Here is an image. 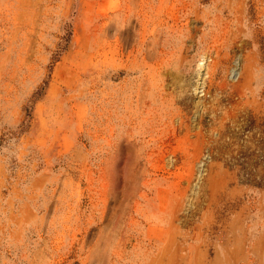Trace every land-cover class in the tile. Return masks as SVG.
<instances>
[{
  "label": "rangeland",
  "instance_id": "374dc122",
  "mask_svg": "<svg viewBox=\"0 0 264 264\" xmlns=\"http://www.w3.org/2000/svg\"><path fill=\"white\" fill-rule=\"evenodd\" d=\"M0 264H264V0H0Z\"/></svg>",
  "mask_w": 264,
  "mask_h": 264
}]
</instances>
